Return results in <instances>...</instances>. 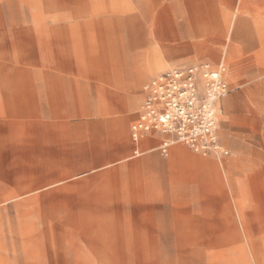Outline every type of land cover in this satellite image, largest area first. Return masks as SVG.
Wrapping results in <instances>:
<instances>
[{
  "label": "rangeland",
  "instance_id": "374dc122",
  "mask_svg": "<svg viewBox=\"0 0 264 264\" xmlns=\"http://www.w3.org/2000/svg\"><path fill=\"white\" fill-rule=\"evenodd\" d=\"M201 59L228 154L122 156L142 86ZM185 147L215 172L172 183ZM0 264H264V0H0Z\"/></svg>",
  "mask_w": 264,
  "mask_h": 264
},
{
  "label": "built area",
  "instance_id": "2783aa9c",
  "mask_svg": "<svg viewBox=\"0 0 264 264\" xmlns=\"http://www.w3.org/2000/svg\"><path fill=\"white\" fill-rule=\"evenodd\" d=\"M225 72L223 61H203L151 78L142 87V103L130 129L132 141L159 135L162 154L179 141L195 153L227 155L217 135L216 116L218 103L228 93Z\"/></svg>",
  "mask_w": 264,
  "mask_h": 264
},
{
  "label": "crops",
  "instance_id": "0c3cea01",
  "mask_svg": "<svg viewBox=\"0 0 264 264\" xmlns=\"http://www.w3.org/2000/svg\"><path fill=\"white\" fill-rule=\"evenodd\" d=\"M194 56L195 55V53H189V56ZM191 56H190V58H191ZM209 62V63H218V62H220L221 60H219V61H213V60H207V59H201V60H196V61H193V62H188V63H184V64H180V65H188V64H192V63H197V62ZM177 66H179V65H177ZM160 73H162V72H160ZM156 75H158V74H156ZM155 75V76H156ZM154 77V76H153ZM152 77V78H153ZM151 79V78H150ZM149 79V80H150ZM148 80V81H149ZM147 81V82H148ZM146 82V83H147ZM145 83V84H146ZM229 83H231L230 81H229ZM143 87V86H142ZM142 89V88H141ZM142 91V90H141ZM141 103H142V93H141V102H140V105H141ZM221 101L218 103V105H217V109H219L220 108V105H221ZM223 104H224V102H223ZM140 105H139V107H140ZM138 111H139V108H138V110H137V115H138ZM136 119H137V116H136ZM135 119V120H136ZM135 120H134V122H135ZM133 122V123H134ZM132 123V124H133ZM132 124H131V126H132ZM162 141H163V137H161V136H159V135H155V136H144L143 138H141L138 142H136V143H134L133 141H132V139H130V143L129 142H127V148H126V150H125V148H122V151H123V153L121 154L122 156L124 155H126L127 156V154H129V152H130V150H131V148L133 149V153L134 154H137L138 152H139V150H142V151H154L155 150V147H156V145L158 144V142H159V148H160V145H161V143H162ZM187 147V146H186ZM186 147H185V149H186ZM188 148V147H187ZM170 149H171V147L170 148H168V150H167V153L169 154V151H170ZM189 149V148H188ZM160 150V149H159ZM166 153V154H167ZM186 158H184L182 161H181V163H182V166H179V168L181 167V170H183L184 171V173H185V180H179V181H172L171 179H170V169H169V165H168V157H167V155H166V159H165V165H166V167H167V169H168V178H169V180L172 182V183H184V182H188V183H191V182H193L194 181V177H192V175L189 173V169H191V167H192V164H199V165H201V166H207V167H209V168H211L212 169V171H214L213 170V168H212V166H213V164L214 163H212V162H208V161H206V160H203V159H200V158H197L196 156H194V155H192L187 149H186ZM134 163V162H133ZM132 164V163H131ZM215 172V171H214ZM216 174H217V172H216Z\"/></svg>",
  "mask_w": 264,
  "mask_h": 264
},
{
  "label": "bare ground",
  "instance_id": "6f19581e",
  "mask_svg": "<svg viewBox=\"0 0 264 264\" xmlns=\"http://www.w3.org/2000/svg\"><path fill=\"white\" fill-rule=\"evenodd\" d=\"M138 141H139V140H138ZM175 143H181V142H179V141H174V142L171 143V145L169 146V148H170L172 145H174ZM181 144H182V143H181ZM176 151H177L179 154H181V153L183 152V149H182V148H177Z\"/></svg>",
  "mask_w": 264,
  "mask_h": 264
}]
</instances>
